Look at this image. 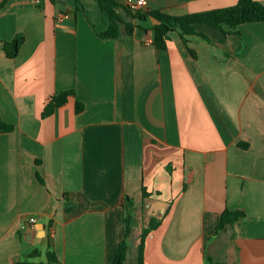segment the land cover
I'll return each mask as SVG.
<instances>
[{
	"label": "crops",
	"instance_id": "obj_1",
	"mask_svg": "<svg viewBox=\"0 0 264 264\" xmlns=\"http://www.w3.org/2000/svg\"><path fill=\"white\" fill-rule=\"evenodd\" d=\"M61 1L0 0V120L14 126L0 133V264L46 262L50 250L63 264H114L127 201L133 234L160 222L144 264H264V23L231 35L199 26L204 36L173 33L158 50L149 23L129 19L132 37L103 40L96 3ZM238 1L143 9L185 16ZM18 36L11 59L3 45ZM227 210L244 218L218 232Z\"/></svg>",
	"mask_w": 264,
	"mask_h": 264
},
{
	"label": "trees",
	"instance_id": "obj_2",
	"mask_svg": "<svg viewBox=\"0 0 264 264\" xmlns=\"http://www.w3.org/2000/svg\"><path fill=\"white\" fill-rule=\"evenodd\" d=\"M52 4H57L59 0H47ZM100 9L108 15V28L104 33L99 34L103 40H120L124 37H132L136 28L129 19L136 20L140 24L149 23L154 32V45L158 50H165L170 41V36L177 33L184 42L191 36H200L197 28L199 26H207L224 34L231 35L237 34V29L244 24L251 23H264V5L256 0H239L238 3L232 7L211 10L202 13L190 14L185 16H172L160 11H147L140 9L138 11H131L128 7L119 5L115 0H93ZM81 3L80 0L77 1ZM123 12V15L120 13ZM151 17L156 18L161 22L160 25H153ZM140 27V25L138 26ZM225 29H229L228 31ZM204 36V35H201ZM24 42L23 37L18 36L11 43H4L3 50L7 57L16 58L20 47ZM73 92H64L53 96L45 105L42 116L43 118L51 116L56 109L64 106ZM84 106L76 102V112L81 113ZM14 126L2 122L0 120V133H9L13 131ZM41 180V179H40ZM130 205V201H127ZM126 206V230L125 240L120 244L119 250L116 254L114 264H125L128 261V252L130 248V238L133 234L131 222L134 215L128 210ZM131 207V206H130ZM244 218V213L240 211H225L222 214L220 225L217 231L226 230L227 227L232 226L234 223ZM157 219H151L148 227L143 228L140 235V243L137 246V254L135 264H144L143 253L145 240L151 231L159 226ZM38 252H34L29 259L37 258ZM207 264H220L216 263L210 257L207 258ZM15 264H63L59 261L56 254L50 250L46 253V262L34 263L29 260L20 261Z\"/></svg>",
	"mask_w": 264,
	"mask_h": 264
},
{
	"label": "rangeland",
	"instance_id": "obj_3",
	"mask_svg": "<svg viewBox=\"0 0 264 264\" xmlns=\"http://www.w3.org/2000/svg\"><path fill=\"white\" fill-rule=\"evenodd\" d=\"M87 3H91L94 4L95 2L93 0H89L86 1ZM139 226L134 227V229L138 230ZM138 234V233H137ZM136 232L135 234H133V236L131 237V243L132 245H130V249H129V255H130V260H128L125 264H135V256L137 254V246L140 243V234L137 235Z\"/></svg>",
	"mask_w": 264,
	"mask_h": 264
},
{
	"label": "built area",
	"instance_id": "obj_4",
	"mask_svg": "<svg viewBox=\"0 0 264 264\" xmlns=\"http://www.w3.org/2000/svg\"><path fill=\"white\" fill-rule=\"evenodd\" d=\"M144 6H145V0H137L135 3L130 4L129 9L131 11H138L140 9H143ZM30 223H35V220L31 219Z\"/></svg>",
	"mask_w": 264,
	"mask_h": 264
},
{
	"label": "water",
	"instance_id": "obj_5",
	"mask_svg": "<svg viewBox=\"0 0 264 264\" xmlns=\"http://www.w3.org/2000/svg\"><path fill=\"white\" fill-rule=\"evenodd\" d=\"M58 4L65 5V2L59 0ZM151 22H152L153 25H160L161 24V22L159 20H157L156 18H154V17H151ZM135 225H136L135 220H132L131 227L133 228V227H135Z\"/></svg>",
	"mask_w": 264,
	"mask_h": 264
}]
</instances>
